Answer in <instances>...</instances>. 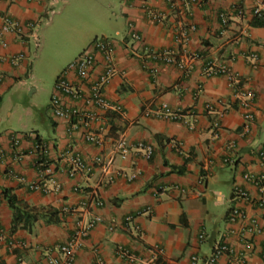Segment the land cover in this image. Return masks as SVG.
<instances>
[{
	"label": "crops",
	"instance_id": "crops-1",
	"mask_svg": "<svg viewBox=\"0 0 264 264\" xmlns=\"http://www.w3.org/2000/svg\"><path fill=\"white\" fill-rule=\"evenodd\" d=\"M58 1L0 0V15L36 20L40 26ZM111 4L108 1L114 14L118 7V16L94 29L115 41L116 61L123 73L113 77L106 95L120 102L124 112H109L105 126L93 123L104 127L100 146L78 141L68 133L65 121L57 120L52 111L46 115L44 134L31 132L45 140L47 158L55 170L47 193L28 190L40 177L35 141L22 138L13 146L10 138L14 132L0 133V190L12 189L21 201L38 209L69 208L60 223L38 218L30 231L18 229L11 234V211L1 201L0 227L5 236L0 237V264H48L49 257L59 259L57 247L69 239L76 223L96 217L101 222L85 238L73 264H192L193 256L204 259L223 240L233 253L222 255L214 264H264V205L252 204L258 191L243 179L245 173L264 172L258 158L264 147V26L251 24V10L257 1L195 0L184 11L171 9L165 0H116L114 8ZM235 7L242 8L244 14L239 16ZM151 11L161 14L163 22H153ZM221 12L229 13L224 30L218 17ZM189 23H194L196 30L189 32L183 44L177 37ZM131 27L141 41L130 39ZM246 28L250 32L243 35ZM10 39L8 50L1 53L21 50L27 58L19 67L1 65L0 112L4 96L29 77L31 46H35L31 38L22 42ZM165 47L181 57L199 52L201 59L192 61L184 73L173 66H152L141 58L147 49ZM210 61L229 65L239 84L229 87L222 76L206 77L202 70ZM242 89L254 93L253 120L247 131L245 110L237 96ZM164 105L183 117H164ZM120 135L131 146L128 159L120 158L114 150V140ZM139 142L152 145L150 158L137 148ZM71 154H78L89 171L69 177ZM110 156L113 163L106 173L94 160ZM133 174L136 177L129 180ZM236 187L249 193L250 202L238 199ZM90 192L98 195L102 206H83ZM237 206L246 216L231 222L229 211ZM129 215L132 219L127 221ZM251 221L258 231L247 230ZM118 247L134 255L133 260L118 256Z\"/></svg>",
	"mask_w": 264,
	"mask_h": 264
},
{
	"label": "built area",
	"instance_id": "built-area-1",
	"mask_svg": "<svg viewBox=\"0 0 264 264\" xmlns=\"http://www.w3.org/2000/svg\"><path fill=\"white\" fill-rule=\"evenodd\" d=\"M13 1V0H6ZM169 7L173 10L184 11L195 0H165ZM257 4L252 8L251 15L253 17H264V0H255ZM234 10L239 16L244 14L242 8L235 7ZM229 13L221 12L218 14L221 27L223 30L228 25ZM150 18L153 22L161 23L162 15L151 11ZM38 22L36 20L28 19L27 21H21L12 18L9 14L4 13L0 15V85L4 80V73L1 70V65L7 63L12 67L22 66L27 58V54L23 51H15L3 54L1 50H8L11 39L16 42L24 41V38L33 39L35 46H38L39 33L37 31ZM188 28L179 33L177 41L181 39L183 44H186L189 32L196 30L194 23H189ZM249 28L243 31V35L249 34ZM129 37L133 42L141 41V36L131 27ZM136 48L133 47V50ZM252 58H256L255 54L250 55ZM144 62H148L150 65L162 64L165 66H173L178 68L184 73H188L192 61L201 59L199 52H190L185 56H180L171 47H165L161 49H147V51L141 55ZM123 73L119 68L116 56H115V41L110 37H95L90 44L72 61H70L63 72L58 76L54 83L50 108L52 115L61 121H65L67 125V131L70 135L78 138V141L88 143L93 146H100L104 142L103 129L104 127H94L93 123L98 121L99 124L105 126L107 114L114 112L118 115L123 114V107L120 102L108 98L106 95V88L116 75ZM202 73L206 77L222 76L226 79L229 87H234L239 84V79L236 73L232 71L229 65L224 63L207 62L202 70ZM237 96L241 98L240 106L244 108L243 119L245 121V131L249 128V123L253 120V114L251 110V101L254 98V93L250 90H239ZM210 105L206 106V109H210ZM162 115L171 120H180L183 115L178 111L171 110L168 106H163ZM32 138L34 141V132L18 133L11 135V144L17 146L22 138ZM36 137V135H35ZM1 145V141H0ZM35 151L37 148L47 158L48 145L46 143H33ZM130 145L125 139V136L120 135L114 140V150L116 154L122 159H128L130 155ZM137 148L143 151L145 158H150L153 153V147L151 144L139 142ZM3 152L0 146V154ZM40 158V157H39ZM258 158L260 163L264 166V147L260 148L258 152ZM95 164L102 166L104 172H110L111 165L113 163V156L102 160L101 157H96ZM89 171V166L78 154H71L69 158V167L67 174L69 177L75 176L79 172ZM40 177L35 182L29 185L28 190L39 191L41 193L49 192L47 187L48 182L54 183V168L49 163L43 170L39 171ZM123 175L122 172L118 173ZM136 177V174L130 175L127 178L129 180ZM243 179L249 181L256 187L259 197L252 201V204L262 206L264 204V172L259 174L245 173ZM59 186L56 184L55 190H58ZM75 191H79L75 188ZM235 193L238 199L243 202H250L251 197L247 191L236 187ZM0 196V202H1ZM91 204L94 206H102L103 202L95 192L88 194V199L83 202L84 207H89ZM64 211L68 210V207L63 208ZM245 213L239 206L231 208L228 214V219L231 222H235L237 219L244 220ZM132 219V215L126 217L127 221ZM101 222V218L96 217L89 221L79 220L69 239L58 245L57 250L60 252L61 257L54 258L49 257L47 259L48 264H73L77 251L83 246L85 238L89 235L90 231L97 223ZM249 232L258 231L254 221H251V225L247 229ZM5 233L0 227V237H4ZM203 236V235H201ZM117 255L128 260H133L134 255L129 253L125 248L118 247ZM233 249L228 241L223 240L216 243L213 247L212 253L199 260L198 257L193 256L191 258L192 264H196L200 261L201 264H214L222 255H231ZM101 264H104L101 262Z\"/></svg>",
	"mask_w": 264,
	"mask_h": 264
},
{
	"label": "rangeland",
	"instance_id": "rangeland-1",
	"mask_svg": "<svg viewBox=\"0 0 264 264\" xmlns=\"http://www.w3.org/2000/svg\"><path fill=\"white\" fill-rule=\"evenodd\" d=\"M108 1L112 2L111 7L116 2L59 0L52 6L49 18L37 28L38 46H31L29 77L16 84L4 96L0 112V133L7 130L14 134L37 130L44 134L46 115L51 112L50 99L57 77L84 50L85 44L102 36V31L95 30L97 24L104 25L106 20L114 21L115 15L118 16V7H113L116 12L114 14L108 7ZM222 208L226 207L223 205Z\"/></svg>",
	"mask_w": 264,
	"mask_h": 264
},
{
	"label": "trees",
	"instance_id": "trees-1",
	"mask_svg": "<svg viewBox=\"0 0 264 264\" xmlns=\"http://www.w3.org/2000/svg\"><path fill=\"white\" fill-rule=\"evenodd\" d=\"M253 26H264V17H254L251 21ZM58 78V77H57ZM30 133V132H29ZM14 134V133H13ZM32 139V138H31ZM33 141V139H32ZM34 141L43 142L44 141L34 133ZM34 143V144H35ZM37 158L35 166L38 171L43 170L51 161L40 152V149L37 148ZM40 157V158H39ZM55 171V170H54ZM1 201H5L8 208L11 211V226L10 233H14L18 229L30 231L38 218H42L45 222L50 223H60L68 215L69 208L67 211L62 209H50V208H36L26 204L21 201L16 194L10 188H3L0 190ZM264 205V204H263ZM262 205V206H263ZM259 206V207H262Z\"/></svg>",
	"mask_w": 264,
	"mask_h": 264
}]
</instances>
